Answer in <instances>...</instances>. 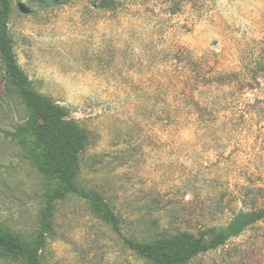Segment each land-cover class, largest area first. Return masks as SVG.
<instances>
[{
    "label": "rangeland",
    "instance_id": "rangeland-1",
    "mask_svg": "<svg viewBox=\"0 0 264 264\" xmlns=\"http://www.w3.org/2000/svg\"><path fill=\"white\" fill-rule=\"evenodd\" d=\"M8 27L32 88L84 137L79 184L104 196L123 235L197 239L256 212L259 220L188 264H264V80L192 91L179 65L186 49L210 73L264 61V0H13ZM180 91L217 107L204 134L189 127ZM27 115L0 57V229L31 244L53 180L12 136ZM40 256L152 264L74 195L57 202ZM0 264L24 261L0 249Z\"/></svg>",
    "mask_w": 264,
    "mask_h": 264
},
{
    "label": "trees",
    "instance_id": "trees-1",
    "mask_svg": "<svg viewBox=\"0 0 264 264\" xmlns=\"http://www.w3.org/2000/svg\"><path fill=\"white\" fill-rule=\"evenodd\" d=\"M12 12L13 0H0V57L9 83L28 109L24 123L15 128L12 136L31 155L38 170L51 177L53 186L45 194L44 206L39 216L40 228L34 242L26 243L13 232L0 229L2 251L22 259L24 264H41L40 251L51 230L56 204L70 195L88 201L121 237L129 250L152 264H188L197 255L224 245L230 238L239 235L260 219V213L239 212L225 226L212 227L208 236L197 239H189L186 235L179 234L138 241L123 235L120 219L104 196L78 182L80 158L85 146L83 135L66 120L62 106L32 88L28 76L17 62L8 27ZM261 43L263 46L264 41ZM183 53H186V58L179 62L180 85L183 84L189 90L209 91V84L229 89L240 84L253 89L264 80L262 59L254 61L252 66L241 67L238 71L220 70L218 73H210L206 59L193 55L188 49ZM211 74H216L214 81H211ZM179 102L180 107L187 106L184 111L192 131L204 134L209 129L211 116L218 112L214 102L209 101V96L197 99L186 91H180ZM260 111L263 115L264 106Z\"/></svg>",
    "mask_w": 264,
    "mask_h": 264
}]
</instances>
